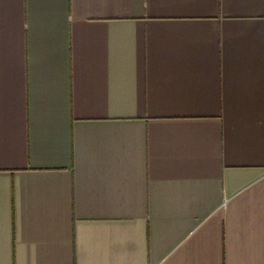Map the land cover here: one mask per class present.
<instances>
[{"label": "crops", "instance_id": "1", "mask_svg": "<svg viewBox=\"0 0 264 264\" xmlns=\"http://www.w3.org/2000/svg\"><path fill=\"white\" fill-rule=\"evenodd\" d=\"M0 264H264V0H0Z\"/></svg>", "mask_w": 264, "mask_h": 264}]
</instances>
